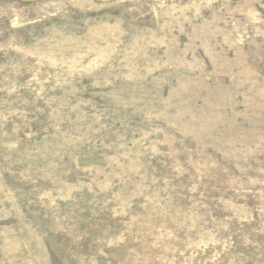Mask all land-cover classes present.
<instances>
[{
	"label": "rangeland",
	"instance_id": "rangeland-1",
	"mask_svg": "<svg viewBox=\"0 0 264 264\" xmlns=\"http://www.w3.org/2000/svg\"><path fill=\"white\" fill-rule=\"evenodd\" d=\"M0 264H264V0H0Z\"/></svg>",
	"mask_w": 264,
	"mask_h": 264
}]
</instances>
